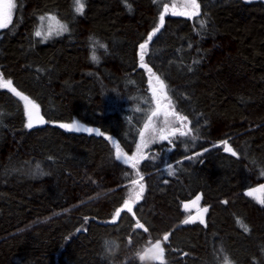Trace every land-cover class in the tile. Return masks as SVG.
Returning a JSON list of instances; mask_svg holds the SVG:
<instances>
[{
    "label": "trees",
    "instance_id": "16d2710c",
    "mask_svg": "<svg viewBox=\"0 0 264 264\" xmlns=\"http://www.w3.org/2000/svg\"><path fill=\"white\" fill-rule=\"evenodd\" d=\"M178 1L82 0L80 14L74 0H13L0 29V264H108L105 235L121 245L114 264H223L225 253L264 264V191L247 195L264 184V0H197L193 17L173 14L184 10ZM50 17L69 31L36 37ZM92 34L107 45L99 63L89 58ZM13 88L39 106L44 125L26 126ZM156 97L197 139L155 141L133 168L116 159L117 146L139 159ZM73 120L98 134L60 127ZM221 140L237 155L213 147ZM194 195L208 209L204 223L184 224L182 200ZM156 240L162 261L142 256Z\"/></svg>",
    "mask_w": 264,
    "mask_h": 264
},
{
    "label": "snow or ice",
    "instance_id": "6c2138e0",
    "mask_svg": "<svg viewBox=\"0 0 264 264\" xmlns=\"http://www.w3.org/2000/svg\"><path fill=\"white\" fill-rule=\"evenodd\" d=\"M74 2L76 5V7H75L76 13L83 14L85 4L82 2V0H74ZM125 3H127V0H125ZM127 6L129 8H131V5H127ZM14 7H15L14 4H12V3L8 4L9 12L3 20H0V29L6 28L8 26V24L11 23V21H12L11 9ZM183 7H184L183 11L174 12L173 14L174 15L193 17V16H197L200 12V4L197 3V0H188V3H186ZM164 11L165 12L168 11L167 6H165ZM50 19L55 20V17H50ZM40 20L44 21L45 17L41 16ZM57 23L59 24V22H57ZM163 25H164V15L161 14L160 18H159V26L152 29V32L148 36V40H151L153 38V36H155L160 31V28ZM67 31H69V29L66 25H59V28L55 31V33L53 32V29L51 27H49L46 31L42 30V29H37L35 31V36L36 37H43L44 39H47L48 37H50L53 34L60 35V34H62V32H67ZM147 46H148L147 42L141 43L139 45L140 50H141L140 60L142 62L145 59V50H146ZM92 59L97 60L95 51L92 52ZM141 66L147 67V65L143 64V63ZM148 71L151 73L152 72L151 68H149ZM156 80L159 81L160 88L163 90L164 89L163 81H161L159 77H156ZM10 85H11V81H7L6 86H10ZM12 91L15 92V94L17 96H19L22 100L27 101L28 105H30V108L28 109V113H27L28 114V123L26 126L28 128H32L35 125L44 124L45 123L44 118L39 115V106L36 105L34 102L30 101L27 96H24L22 93L17 92L15 88H13ZM153 92L155 94V89L153 90ZM157 104L159 105V100H157ZM26 107H27V105H26ZM32 110L36 111V118L35 119H33ZM159 114H160L159 109H157L156 111H153L151 116L148 117L149 122L144 124L143 130H141L139 133L140 139H141V143L137 145V152L140 153L139 159H137L135 157H128L125 153H122L119 149V146H117V155H116L117 160H122L124 164H129L131 162L132 167L136 168L137 164L139 163V160L145 158L143 153H141V149L148 148L149 144H151L155 141H167L169 144H171L173 142V140H180L183 143H193V144L196 142L197 137L192 135V130L190 128H188L187 123H185L188 119L186 116H179L175 112H167L166 111L163 113V116H164L163 124L161 127H159L157 129L156 127H154L151 124V120H152V117H155ZM169 117H174V119H169ZM60 127L67 128L69 130H73V125H71V124H61ZM74 130L75 131H81L82 129L80 127H76ZM83 131L92 132L94 130L91 128H84ZM146 132L149 133L147 136H146ZM181 138H189V139L182 140ZM220 145L224 146L223 147L224 152L231 153L233 156L237 155V153L232 149V147L229 146V143L227 140H221L219 142V145H214L213 147H218ZM204 151L207 152V151H209V149H204ZM201 155H202V153L198 152V153H195L194 156L186 157V159L192 160V159H195L196 157H199ZM172 174H173V166L171 164H169L168 165V175H172ZM140 179L143 180V177H140ZM131 183H132V185L135 186V185H137L138 181L132 180ZM143 188H144V185L142 183L139 184L140 191L136 193V196H135L136 200L140 199V196L143 193ZM260 191H264V184L260 185L259 188H250L247 192V195L248 196H254L257 192H260ZM200 199H201V197L199 195L196 196L195 201H193V203H197ZM224 203H227V201H224ZM259 203L264 204V199H260ZM184 207L187 209L188 205L185 204ZM124 208H126L128 212H132L131 203H129L128 201H125ZM201 211H202V213H206L208 211V209L205 207ZM120 215H121V210L117 209L115 216L109 222L110 223L115 222L116 217H119ZM196 220H199L200 223H204V219H203L202 215H197L195 217L190 216L187 219H185L183 221V223L188 224V223L195 222ZM137 227L140 229H143L144 224L137 223ZM245 230H247V229H245ZM163 239L165 241H167L168 236L165 235ZM155 247L157 249H159L160 254L154 258L156 260L162 261L163 260V248L160 247L159 242H157ZM141 259H143V257H141Z\"/></svg>",
    "mask_w": 264,
    "mask_h": 264
},
{
    "label": "clouds",
    "instance_id": "9594fccd",
    "mask_svg": "<svg viewBox=\"0 0 264 264\" xmlns=\"http://www.w3.org/2000/svg\"><path fill=\"white\" fill-rule=\"evenodd\" d=\"M90 45V61L93 63H99L102 59L99 54L101 50L107 52V45L99 37L94 34L88 37ZM95 51L97 60L92 59V52ZM101 258L108 261V264H114V258L120 252L121 245L119 241L112 236L105 235L101 238ZM135 255V253H133ZM121 264H126V261H122ZM223 264H234L227 253L224 254Z\"/></svg>",
    "mask_w": 264,
    "mask_h": 264
},
{
    "label": "rangeland",
    "instance_id": "374dc122",
    "mask_svg": "<svg viewBox=\"0 0 264 264\" xmlns=\"http://www.w3.org/2000/svg\"><path fill=\"white\" fill-rule=\"evenodd\" d=\"M182 2V3H181ZM9 3H12L13 4V0H0V20H3L5 17H6V15L8 14V12H9V9H8V4ZM178 3L179 4H186V3H188V0H179L178 1ZM168 7H169V10H173L174 9V5H168ZM170 7L171 8H173V9H170ZM12 13H13V8L11 9V16H12ZM49 27H51L52 29H53V32L55 33V31H56V19L55 20H52V19H49L47 22H46V25L44 26V30L46 31ZM55 34H53V35H51V36H54ZM50 36V37H51ZM44 39V38H43ZM155 89V92H156V90H157V88L155 87L154 88ZM156 99L157 100H159V105L157 104V101L155 102L156 103V105H155V108H154V111H156L157 109H159V115H157V116H155L154 118H153V125H156V126H162V124H163V120H164V116H163V113L164 112H169L168 111V109H167V106L164 104V103H162L161 101V98L160 97H156ZM25 110H26V108H25ZM28 112H26V116H27V121H28V114H27ZM170 118V117H169ZM64 124H71V125H73V127H81V126H83V125H81L79 122H77L76 120H73V121H71V122H68V123H64ZM137 157H139V156H137ZM256 185V184H255ZM261 191H260V197H261ZM256 198H257V194H255L254 195ZM199 203V202H198ZM184 206V205H183ZM202 206V205H201ZM203 208V207H202ZM188 209H190V212H189V214L190 215H192L193 214V212H192V207L191 206H188ZM194 210V209H193Z\"/></svg>",
    "mask_w": 264,
    "mask_h": 264
},
{
    "label": "water",
    "instance_id": "95a60500",
    "mask_svg": "<svg viewBox=\"0 0 264 264\" xmlns=\"http://www.w3.org/2000/svg\"><path fill=\"white\" fill-rule=\"evenodd\" d=\"M163 8L165 9V6H163ZM170 9H173V8H171L170 7ZM29 99V98H28ZM30 100V99H29ZM23 101V103H24V106H25V108H26V112H28V109L30 108V105H28V102L27 101H24V100H22ZM31 101V100H30ZM26 105H27V107H26ZM32 115H33V119H35L36 118V111L35 110H32ZM39 115L40 116H42L41 114H40V112H39ZM43 117V116H42ZM44 118V117H43ZM44 120H45V118H44ZM45 123H46V120H45ZM44 123V124H45ZM44 124H38V125H44ZM82 130L84 129V128H91V129H93L94 131H92V133H95V134H98V128H96V127H88V126H81L80 127ZM250 188H259V185L258 184H256V185H253V186H251ZM249 188V189H250ZM257 194V198L259 199L260 198V192H257L256 193ZM196 196H198V195H194V196H192V197H190V198H187V199H185V200H183L182 201V205H185V204H187L188 206H191L193 209H194V211H193V214L194 215H202L203 216V213H202V207H200L199 206V203L197 202V203H193V201H195V198H196ZM157 242H159V241H154V242H152V243H150V244H148L145 248H144V250L142 251V256H144V257H151V258H154V257H156L157 255H159L160 253H159V249H157L156 247H155V245L157 244ZM160 244V243H159Z\"/></svg>",
    "mask_w": 264,
    "mask_h": 264
},
{
    "label": "flooded vegetation",
    "instance_id": "af4514ba",
    "mask_svg": "<svg viewBox=\"0 0 264 264\" xmlns=\"http://www.w3.org/2000/svg\"><path fill=\"white\" fill-rule=\"evenodd\" d=\"M198 202H199V201H198ZM199 206H200V207H203V206H201L200 204H199ZM193 211H194V210L192 209V212H193ZM195 216H197V215H194V214L191 215V217H195Z\"/></svg>",
    "mask_w": 264,
    "mask_h": 264
},
{
    "label": "bare ground",
    "instance_id": "6f19581e",
    "mask_svg": "<svg viewBox=\"0 0 264 264\" xmlns=\"http://www.w3.org/2000/svg\"><path fill=\"white\" fill-rule=\"evenodd\" d=\"M224 147V146H223ZM183 201V200H182Z\"/></svg>",
    "mask_w": 264,
    "mask_h": 264
}]
</instances>
